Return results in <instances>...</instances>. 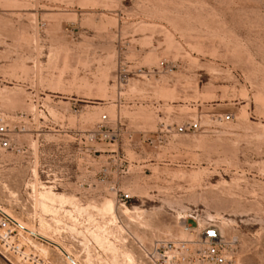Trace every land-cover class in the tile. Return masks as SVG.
<instances>
[{
	"label": "rangeland",
	"instance_id": "rangeland-1",
	"mask_svg": "<svg viewBox=\"0 0 264 264\" xmlns=\"http://www.w3.org/2000/svg\"><path fill=\"white\" fill-rule=\"evenodd\" d=\"M103 115L115 141L88 137ZM0 125V207L78 264H154L138 243L197 241L192 217L235 241L230 264H264V0H0ZM105 168L126 207L88 205ZM77 200L84 251L48 219Z\"/></svg>",
	"mask_w": 264,
	"mask_h": 264
},
{
	"label": "built area",
	"instance_id": "built-area-1",
	"mask_svg": "<svg viewBox=\"0 0 264 264\" xmlns=\"http://www.w3.org/2000/svg\"><path fill=\"white\" fill-rule=\"evenodd\" d=\"M230 115H227V119ZM108 121V116L103 115L101 124L94 131L89 133L90 140L100 141H115V134L110 129L105 127V122ZM200 124L197 121L188 122L186 125H181L177 128L178 132H184L185 130H198ZM162 139V138H161ZM14 145V140L10 137V129L6 125H0V148L8 149ZM117 155V153H115ZM114 155L113 161L120 162L125 161L119 156ZM128 170V169H125ZM108 168H105L100 176L99 180L106 183L101 187L98 183L90 181V183H83L81 186L88 192H90V200L88 205L98 203L106 197L114 195L115 203L118 207H126L133 198V194L128 191H124L116 181H108L106 178ZM124 172V170H123ZM36 176V175H35ZM95 181L98 178L94 179ZM86 201H73L69 205L72 210L71 214H64L63 218H52L48 216V219L54 222L57 227V231H63L66 237L70 239H81L77 232L78 217L75 215L76 209L79 205L88 206ZM60 207L66 206V204H59ZM35 216V214H34ZM196 220V227L189 225L185 226V230L195 234L197 241L191 240H176V241H161L157 240L152 244V249L145 248L143 243H138L139 247L147 253L149 259L154 264H230L232 261V255L230 253L232 246L235 244L233 239L229 240L221 232L219 226L211 221H205L202 225L199 224L196 217H192ZM47 221V220H46ZM51 221V222H52ZM49 224V223H48ZM78 242V241H77ZM200 245L196 254L191 256L192 243ZM39 243L47 244L55 247L60 254L68 261V257L64 253L65 246L57 244L56 242H50L40 237L36 232L28 231L25 229L18 218L13 214L8 213L6 210L0 207V253L2 255H9L14 257L18 262L22 264H54L52 261L43 255ZM79 243L81 251L85 250L84 244ZM94 246L99 251H103L95 242ZM62 245V246H61ZM61 247V248H60ZM67 249V248H66ZM68 250V249H67ZM72 257H74L71 254ZM6 257V256H5Z\"/></svg>",
	"mask_w": 264,
	"mask_h": 264
},
{
	"label": "bare ground",
	"instance_id": "bare-ground-1",
	"mask_svg": "<svg viewBox=\"0 0 264 264\" xmlns=\"http://www.w3.org/2000/svg\"><path fill=\"white\" fill-rule=\"evenodd\" d=\"M35 175L37 176V172L35 171ZM41 196L45 199V200H54L56 197L57 198H60V199H62V198H64V195L63 194H56V193H53V192H51V191H49V192H47V193H43V194H41ZM128 208V207H127ZM102 209V208H101ZM105 210H108V211H111L112 213H115L116 212V206H115V204L112 202V201H109L106 205H105ZM125 211H127V210H125ZM129 212V211H128ZM105 213V212H104ZM125 213V212H124ZM21 223V225L25 228V229H27L28 231H32V232H36L40 237H42V238H44V239H46L47 241H50V242H56L53 238H51V237H48V236H46V234H42V233H40V232H37V231H35L34 229H31V228H29V227H27L24 223H22V222H20ZM138 239H139V237H138ZM62 246V245H61ZM62 247H64V246H62ZM61 248V247H60ZM41 250V252L42 253H44L43 252V248H41L40 249ZM44 251H46V250H44ZM64 253H65V255L68 257V259H69V262H70V264H78V262L76 261L77 259H75V257H72L71 256V252H69V250H67L66 248H64ZM45 254V253H44ZM237 264H240V263H237Z\"/></svg>",
	"mask_w": 264,
	"mask_h": 264
}]
</instances>
